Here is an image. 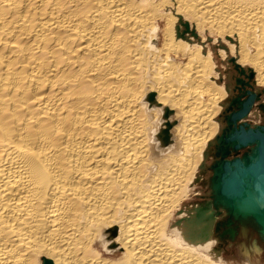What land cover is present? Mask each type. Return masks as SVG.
I'll use <instances>...</instances> for the list:
<instances>
[{
	"label": "bare ground",
	"instance_id": "bare-ground-1",
	"mask_svg": "<svg viewBox=\"0 0 264 264\" xmlns=\"http://www.w3.org/2000/svg\"><path fill=\"white\" fill-rule=\"evenodd\" d=\"M219 58L257 99L264 0H0V264H254L215 234L251 217L194 198Z\"/></svg>",
	"mask_w": 264,
	"mask_h": 264
},
{
	"label": "water",
	"instance_id": "water-1",
	"mask_svg": "<svg viewBox=\"0 0 264 264\" xmlns=\"http://www.w3.org/2000/svg\"><path fill=\"white\" fill-rule=\"evenodd\" d=\"M244 92L246 99L240 100L239 96L232 99L239 104L226 117L227 127L222 131L216 152L220 156L211 165L212 181L218 197L231 212L242 211L264 229V122L254 126L238 123L249 113L256 97L250 90ZM244 147L247 149L238 155ZM232 152L234 155L227 158Z\"/></svg>",
	"mask_w": 264,
	"mask_h": 264
},
{
	"label": "rangeland",
	"instance_id": "rangeland-1",
	"mask_svg": "<svg viewBox=\"0 0 264 264\" xmlns=\"http://www.w3.org/2000/svg\"><path fill=\"white\" fill-rule=\"evenodd\" d=\"M217 60H218V65H220V67L222 69H224L223 71H225L226 69H228V70L233 69L232 73H234L233 74L234 77L232 76V79H231L232 80V89L229 93L230 99L237 98L238 96L240 99H246L247 94L246 95L243 94L244 91L246 89L254 91L253 90L254 89V83H252V80L249 77H245L243 74H239L237 72V70L235 69L234 65H230V62L232 61L231 58H229L228 61L225 60V62H223L221 58H219ZM225 63L228 64L226 67L224 65ZM226 73L227 72H224V75ZM240 80H241V82H240ZM243 80H245L246 83H242ZM249 83L251 85H249ZM255 92L257 93L258 97H257V99H255V101H256L255 104L252 105L251 109L249 110V113L247 114V116L245 118V120L253 126L257 125V124H262L264 122V110L262 109V106H264V87L257 89V91H255ZM229 101L226 104L227 106H229L231 104ZM227 106H226L224 111H221V116L223 113L228 114ZM232 109L235 110V109H237V107L235 105H233ZM218 114H220V113H218ZM224 118H225V115H224ZM225 121H226V119H225ZM223 125H224V123H223ZM225 125H226V122H225ZM217 145H218V139L216 138L214 140V143L211 145L212 148L210 149V156L206 162L207 163L206 164L207 169L202 173V179H205L206 182L201 181L197 185L198 186V187H196L197 197H194L195 199L201 200V199L206 198L207 195H205V194H207L208 192L211 194V189H210L211 183H209L212 180L211 175L213 173V168L211 167V165L218 158V156L216 154ZM246 149L247 148L241 149L239 151L238 155H241V153ZM233 155L234 154L232 153L231 156H233ZM203 195H204V197H203ZM210 199H212V198H210ZM221 214H218V216H221ZM249 220H251V218H249ZM249 220L241 221V220L236 219L234 217L231 218L230 216H228L227 218H223V219H221V222H219L217 224V226L219 228H217L218 230L215 231V234H218L219 236H221V241L219 240V243H223L222 241H224V245L226 248L224 254H225L226 258H229L232 261V258H236L241 253H243V255H247L253 261L254 264H264V262H263L264 261V240L262 239L261 230L258 229L256 226H254V223H252ZM230 225L233 226L235 231H236L235 235H233V236H230V234L224 233V232H226L227 229H229L231 227ZM243 228H244V230H243ZM245 230H247V231H245ZM244 231H245V233H244ZM258 246L261 248L260 250L259 249L257 250ZM220 248H222V247L220 246ZM256 255H259V257Z\"/></svg>",
	"mask_w": 264,
	"mask_h": 264
}]
</instances>
